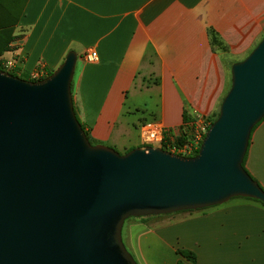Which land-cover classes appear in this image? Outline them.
I'll use <instances>...</instances> for the list:
<instances>
[{
  "label": "crops",
  "instance_id": "0c3cea01",
  "mask_svg": "<svg viewBox=\"0 0 264 264\" xmlns=\"http://www.w3.org/2000/svg\"><path fill=\"white\" fill-rule=\"evenodd\" d=\"M263 22L264 0H26L10 43L16 49L3 63L15 59L20 74L43 65L48 76L76 52L79 120L96 144L128 151L142 146L148 119L177 136L184 114L194 122L213 115L232 64L263 38ZM90 48L96 63L84 59ZM246 168L264 188V121L252 133ZM126 240L142 264H177L178 250L193 252L196 264H264V205L238 197L138 219Z\"/></svg>",
  "mask_w": 264,
  "mask_h": 264
},
{
  "label": "water",
  "instance_id": "95a60500",
  "mask_svg": "<svg viewBox=\"0 0 264 264\" xmlns=\"http://www.w3.org/2000/svg\"><path fill=\"white\" fill-rule=\"evenodd\" d=\"M77 61L69 52L39 81L0 70V264H138L123 240L130 218L264 203L243 166L264 119V37L232 64L219 116L191 157L93 145L74 107Z\"/></svg>",
  "mask_w": 264,
  "mask_h": 264
},
{
  "label": "trees",
  "instance_id": "16d2710c",
  "mask_svg": "<svg viewBox=\"0 0 264 264\" xmlns=\"http://www.w3.org/2000/svg\"><path fill=\"white\" fill-rule=\"evenodd\" d=\"M18 5L20 6V0H0V57H2L6 52L9 51L10 43L13 40L14 28L17 25L18 20H19V18L21 16V12H22V10H21V12L20 11H16V9L18 8ZM23 7H24V5H23ZM23 7H22V9H23ZM0 70L6 71L1 66H0ZM7 72H9L10 74L14 75L15 77H19V78H22V79H25V80L33 81L32 79L27 77L28 76L27 74H20L19 75L18 70L7 71ZM52 73L53 72H50L49 75H51ZM24 76H26V78H23ZM191 121H192V119L189 118L187 114H184V125L191 123ZM263 121H264V119H263ZM184 125L181 127L180 134L177 135V136H175L173 134V132L170 131V130H168L165 133L164 141L161 144V148L162 149L167 151V150H169L168 149V144H173L174 143L176 145H183V144H185L187 142V140L193 134L194 127L191 126V127L185 128L186 126L184 127ZM82 126H83V129L85 130L88 138L90 139L89 131L87 130V128L85 127L84 124H82ZM256 127L254 128V130L256 129ZM90 141H91V143L93 145H96V143L94 141H92L91 139H90ZM140 147H147V146L142 145ZM129 151L130 150L126 151L125 153H127ZM197 153H198V151L195 152L192 156H196ZM246 161H247V155L245 157L243 166L246 169V171L249 173V171L246 168ZM255 201H258V200H255ZM258 202H260V201H258ZM260 203H262V202H260ZM262 204L264 205V203H262ZM151 217H155V216L142 217V218H139V219L140 220H147V219H149ZM131 219H134V218H130V219H128V221L131 220ZM177 253L181 257V259L178 261L177 264H196L197 256L193 252L187 251V250H178Z\"/></svg>",
  "mask_w": 264,
  "mask_h": 264
},
{
  "label": "built area",
  "instance_id": "2783aa9c",
  "mask_svg": "<svg viewBox=\"0 0 264 264\" xmlns=\"http://www.w3.org/2000/svg\"><path fill=\"white\" fill-rule=\"evenodd\" d=\"M84 59L89 63H96L99 59L98 53L95 49H88L84 54ZM16 61L15 59L6 60L3 63V67L7 69L6 71H14ZM45 67L40 66V69L31 73V79L33 81H39L47 77L45 73ZM212 123L207 125V123L200 128V132L197 135L190 136L187 142L183 145L168 144L167 151L185 157H191L195 152L199 151L202 142L206 136V133L210 129ZM167 130L160 124L156 122H147L141 126L140 138L142 145L151 147H160L164 141L165 133Z\"/></svg>",
  "mask_w": 264,
  "mask_h": 264
},
{
  "label": "rangeland",
  "instance_id": "374dc122",
  "mask_svg": "<svg viewBox=\"0 0 264 264\" xmlns=\"http://www.w3.org/2000/svg\"><path fill=\"white\" fill-rule=\"evenodd\" d=\"M25 1L26 0H20V6L18 5V8L16 9V11H20L21 12V10H22V7H23V5L25 4ZM243 17H244V14H243ZM251 17H252V15L251 14H249V16H248V20H249V24L251 25ZM240 19V15L238 14V16H236V17H234V20H239ZM261 26L263 27V37H264V22L263 23H261ZM251 27V26H250ZM213 37H214V39L217 37V35H216V32L215 31H213ZM215 41V40H214ZM257 45H255V46H249V49H248V54L247 55H245L244 57H242L241 59H238V61H235V62H239V61H242L243 59H245L249 54H250V52L256 47ZM16 46L14 45V46H9V52L10 51H12V50H14V49H16L15 48ZM212 47H214V46H212ZM222 48L224 49V51L226 50L225 48H228V47H223L222 46ZM7 58H9V56H2V57H0V66L2 67V68H4L3 67V61L5 60V59H7ZM5 69V68H4ZM5 70H7V69H5ZM10 71H12V70H10ZM24 74V73H23ZM19 75H20V73H19ZM28 76L27 77H29L30 79H31V74H27ZM23 78H26V76H24ZM230 86H231V75H230V77H229V79H228V81H227V85H226V91H225V94L223 95V97H222V99H221V101H220V104H221V102L223 101V99L225 98V96L227 95V93H228V91H229V89H230ZM138 97H139V95H138ZM219 113H220V108L218 107V109L216 110V112L213 114V115H198V114H196V122H194V120H192L191 121V123H189V124H185L184 125V127L185 128H188V127H194V130H193V134L191 135V136H193V135H197L198 134V132H200V128H202L206 123H207V125H208V123L209 124H211V123H213L216 119H217V117L219 116ZM148 116H149V114H146V115H142V118H148ZM152 119H148L147 121H151ZM213 121V122H212ZM137 123H139V122H137ZM177 135H179V134H177ZM174 140V139H173ZM105 146H107V147H110V146H108V145H105ZM110 148H113V149H115L116 151H118L119 153H121V154H125V150L124 149H120V148H115V147H110ZM139 218H134V219H131V220H127L126 222H125V225H124V227H123V240H124V243H125V245H126V247H127V249L129 250V252L132 254V256L134 257V259L137 261V263L138 264H142V263H140V261H139V259H138V257H137V255L135 254V252L130 248V246L128 245V243H127V240H126V233H127V231H128V228H129V226H130V223L131 222H133V221H135V220H138ZM160 258H161V260L162 261H164V262H169V260H170V255L168 254V253H166V252H162V254L160 255Z\"/></svg>",
  "mask_w": 264,
  "mask_h": 264
}]
</instances>
